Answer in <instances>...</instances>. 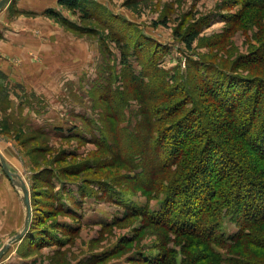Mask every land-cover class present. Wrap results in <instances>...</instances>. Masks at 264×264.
Listing matches in <instances>:
<instances>
[{
	"label": "rangeland",
	"instance_id": "1",
	"mask_svg": "<svg viewBox=\"0 0 264 264\" xmlns=\"http://www.w3.org/2000/svg\"><path fill=\"white\" fill-rule=\"evenodd\" d=\"M88 1L95 16L88 21L58 5L47 8L74 27L46 16L47 9L21 11L14 0L0 11V21L32 30L33 38L17 34L14 43L0 42V153L25 183L33 218L30 234L0 264H153L166 249L176 264H234L247 251L253 264H264V249L251 250L246 241L215 248L229 262L212 254L202 259L204 246L132 212L151 214L164 200L143 186L154 163L143 153L158 135L147 113L158 105H146L132 76L147 83L157 70L150 92L193 89V66L202 58L228 69L260 48L261 11L242 10L241 0ZM191 31L198 35L189 50L182 39ZM149 59L154 67L145 75ZM236 72L264 78V68ZM194 92L204 108L211 105ZM23 221L19 194L0 167V249ZM222 231L229 237L238 230L225 219ZM259 233L264 242V225Z\"/></svg>",
	"mask_w": 264,
	"mask_h": 264
},
{
	"label": "trees",
	"instance_id": "2",
	"mask_svg": "<svg viewBox=\"0 0 264 264\" xmlns=\"http://www.w3.org/2000/svg\"><path fill=\"white\" fill-rule=\"evenodd\" d=\"M241 1L242 10L251 7L261 11L264 17V0ZM90 4L88 0L57 1L59 7L77 12L87 21L93 16L89 12ZM44 14L67 27H74L54 9H47ZM197 35L196 31H191L184 36L182 41L187 49H191ZM114 41L116 44L124 42L125 49L128 46L123 38ZM234 63L236 68L225 69L202 58L193 66L194 75L190 78L197 77L194 88L202 100L211 101L206 108L198 101L194 88L176 86L163 93L161 90L150 92L157 79V70L151 68L154 62L150 59L145 66L142 64L147 70L145 75L149 69L154 71L149 74V85L143 83L141 77L132 76L145 92L142 98H148L146 105H158L147 113L149 118L152 116L153 127L158 125V129L152 130L158 135L150 150L143 153H149L154 162L148 183L143 186L147 191L155 188L153 192L164 199L156 212L150 214L147 209L136 208L132 212L178 238L201 244L206 251L202 259L212 254L219 262H229L230 258L222 259L215 248L246 241L251 243V250L264 249L259 233L264 225V78H248L236 72L242 66L264 68V42L259 49L237 58ZM216 120L223 122L216 123ZM160 159L158 164L156 160ZM144 174H137L139 182L143 181ZM158 174L164 175L163 182L155 180ZM225 219L234 222L238 230L229 237L222 231ZM32 221L31 217L23 238L30 234ZM169 255L166 249L153 264H176L169 260ZM248 255L247 251L231 262L253 264Z\"/></svg>",
	"mask_w": 264,
	"mask_h": 264
},
{
	"label": "water",
	"instance_id": "3",
	"mask_svg": "<svg viewBox=\"0 0 264 264\" xmlns=\"http://www.w3.org/2000/svg\"><path fill=\"white\" fill-rule=\"evenodd\" d=\"M11 0H0V11L6 7ZM0 167L2 171L4 172L5 176L8 178L12 186L17 190L19 194L20 201L22 203V207L24 209V221L21 230L16 233L13 237H11L0 249V258L9 250L10 246L20 240L23 239V237L27 234L30 222H31V206H30V195L29 191L25 185V183L22 181V179L12 173L7 166L6 161L2 157L0 153Z\"/></svg>",
	"mask_w": 264,
	"mask_h": 264
},
{
	"label": "crops",
	"instance_id": "4",
	"mask_svg": "<svg viewBox=\"0 0 264 264\" xmlns=\"http://www.w3.org/2000/svg\"><path fill=\"white\" fill-rule=\"evenodd\" d=\"M14 3L17 9L21 11H30L34 13H41L47 8L57 7V0H14ZM31 31L32 30H27V29H16L12 26L7 25V23L5 24L4 21H0V42L5 44L14 43L16 42L15 36L17 34H26L32 38ZM8 33H10L11 35L7 36ZM33 42H37V40L34 39Z\"/></svg>",
	"mask_w": 264,
	"mask_h": 264
}]
</instances>
